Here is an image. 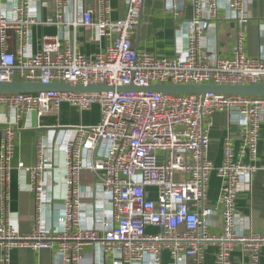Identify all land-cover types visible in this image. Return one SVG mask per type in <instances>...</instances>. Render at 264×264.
<instances>
[{"label": "built area", "instance_id": "obj_1", "mask_svg": "<svg viewBox=\"0 0 264 264\" xmlns=\"http://www.w3.org/2000/svg\"><path fill=\"white\" fill-rule=\"evenodd\" d=\"M156 1V0H151ZM0 0V83L13 81L52 84L106 85L117 88L154 85H264V57L244 53L245 35L237 33L230 58L206 61L201 55V24L217 15V0H188L192 18L186 43L171 58L137 52L132 37L143 0H125V14L114 19L111 0ZM178 0L168 10L177 12ZM243 0H228L240 14ZM240 17V16H239ZM241 18V17H240ZM41 31L33 48L34 28ZM94 44V53L78 43ZM79 111L97 107L94 125H52L62 129L53 149L64 153L66 194L61 209L52 201V141L36 138L35 162L23 163L34 198V228L19 234L8 221V187L16 135L25 116L38 123L56 114L61 105ZM5 119L0 124V264H9L17 248L47 249L58 264H81L87 245L100 255L95 264H131L147 259L161 264L167 252L174 264L204 263V251L215 247L214 264H231L234 247L241 244L251 264H260L264 234L234 232L238 183L258 167L259 120L264 97L162 94L139 92L0 93ZM215 112L234 113L242 122L240 144L227 136L222 159L214 166L207 158L209 128ZM100 145L103 151H98ZM99 153V154H98ZM87 171L93 187L109 206L112 223L102 229L81 223V174ZM212 175L220 181L214 205L207 204ZM91 193V192H90ZM92 195V193H91ZM90 195V196H91ZM218 215L219 232L206 224ZM47 216L51 222L47 224ZM156 227V234L147 227Z\"/></svg>", "mask_w": 264, "mask_h": 264}, {"label": "crops", "instance_id": "obj_2", "mask_svg": "<svg viewBox=\"0 0 264 264\" xmlns=\"http://www.w3.org/2000/svg\"><path fill=\"white\" fill-rule=\"evenodd\" d=\"M44 15L53 13L52 2ZM206 1V0H202ZM171 0H143L138 25L132 37L133 47L137 52H148L156 57L171 58L178 49L185 46L186 27L192 18V8L188 0H178L177 13L168 10ZM114 9L112 17L122 18L125 14V0H111ZM217 15L213 19L201 24L203 35L200 42V51L203 58L213 62L216 58H230L236 45L237 33L242 31L245 35L244 53L251 58L264 57V0H243L242 11L238 15L228 8V0H217ZM241 18H240V17ZM41 31L50 33L53 28H34L33 48ZM79 49L86 53H94L97 46L94 44L78 43ZM88 112V111H87ZM87 112H79L63 104L56 114L44 117L38 123L33 113H29L22 121L17 132L16 142L11 159L10 181L8 187V221L21 235L29 234L34 228V198L31 188L30 176L25 170L18 169L17 165L23 163L30 167L35 162L36 138L43 134L50 144L49 157L52 158V201L55 209H61L65 198V160L64 153L53 149V144L60 140L62 129L49 131L52 125L76 126L94 125L99 120V111L94 120ZM5 108L0 106V124L5 119ZM209 128V145L207 158L214 166H218L222 159L224 139L229 136L238 148L240 144V131L242 122L234 113L215 112L211 117ZM1 134V131H0ZM258 155L256 165L258 170L249 177L243 175L238 183V196L235 206L234 232L244 235L249 232L264 234V111L260 114ZM100 145L98 151H103ZM99 154V153H98ZM83 202L85 206L81 211V223L85 227L102 229V224H111V210L104 201L101 191L93 187L90 173L83 171L81 174ZM220 191V181L212 175L207 187V204L214 205ZM92 195H91V193ZM91 195V196H90ZM1 208V201H0ZM51 220L47 216V224ZM206 227L210 232H219L222 221L215 215L207 221ZM148 233L156 234V227H147ZM215 247L209 246L204 251V263L214 264ZM100 255H97L92 245H87L81 255V264H95ZM53 252L47 249L17 248L11 251L9 264H58ZM131 264H149L147 259ZM161 264H174L170 255L164 252L161 255ZM187 264H194L189 262ZM231 264H251L241 244L234 247L231 253ZM260 264H264V246L260 250Z\"/></svg>", "mask_w": 264, "mask_h": 264}, {"label": "water", "instance_id": "obj_3", "mask_svg": "<svg viewBox=\"0 0 264 264\" xmlns=\"http://www.w3.org/2000/svg\"><path fill=\"white\" fill-rule=\"evenodd\" d=\"M92 0H86L91 3ZM139 92L153 91L162 94L176 95H202L212 93L223 96H254L264 97V85H172L162 86L154 85L148 88H138L134 86L109 87L106 85H81L69 83H52L40 84L22 81H13L9 83H0V93H56V92H77V93H93V92Z\"/></svg>", "mask_w": 264, "mask_h": 264}, {"label": "rangeland", "instance_id": "obj_4", "mask_svg": "<svg viewBox=\"0 0 264 264\" xmlns=\"http://www.w3.org/2000/svg\"><path fill=\"white\" fill-rule=\"evenodd\" d=\"M87 111H83V112H87L89 114V116H91L90 120H94V118L96 117V114H97V107H92L91 109H89ZM78 113H79V111H78ZM61 126H63V125H61Z\"/></svg>", "mask_w": 264, "mask_h": 264}]
</instances>
